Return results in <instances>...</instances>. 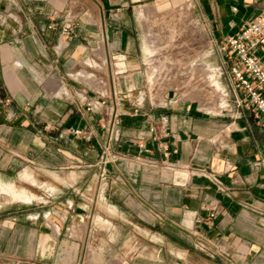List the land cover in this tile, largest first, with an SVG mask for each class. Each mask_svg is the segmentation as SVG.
<instances>
[{
    "label": "crops",
    "instance_id": "obj_1",
    "mask_svg": "<svg viewBox=\"0 0 264 264\" xmlns=\"http://www.w3.org/2000/svg\"><path fill=\"white\" fill-rule=\"evenodd\" d=\"M191 1L0 0V178L38 172L94 197L104 145L112 158L97 209L73 198L37 223L0 204V264H264L260 115L147 91L144 13ZM200 1L216 39L264 12V0ZM94 100L104 106L92 113Z\"/></svg>",
    "mask_w": 264,
    "mask_h": 264
},
{
    "label": "rangeland",
    "instance_id": "obj_2",
    "mask_svg": "<svg viewBox=\"0 0 264 264\" xmlns=\"http://www.w3.org/2000/svg\"><path fill=\"white\" fill-rule=\"evenodd\" d=\"M209 2L213 3L212 0H209ZM201 3L200 0H193L191 2H178L176 6H163L162 9H158L157 7L147 8L150 11L149 16L146 17L145 28L148 35L145 37V40H148L150 33L156 34L158 39L156 46L159 49L155 61L158 63V68L161 67L159 81L157 84L152 85L149 75L152 64L145 57V68L148 75L147 91L152 93V97H155L154 99L158 102L163 101L162 97L167 91H171V95L174 96L175 100L182 99L188 102H195L200 104L202 109L210 112L213 111L217 115L226 112L234 113V110L232 111L231 108L234 109L239 105L234 92V80L231 73L234 60L224 50L228 37L216 39V37L209 36V32L206 31L205 17L201 15ZM183 22L185 23V27H188V29H184L185 32L180 31L179 28L180 23ZM199 27L200 31H202V36L196 31ZM194 38L199 39L201 45L190 52L187 45ZM205 53H207L206 56H204ZM204 63L208 65L207 70L197 68V65ZM192 65H195L194 71L190 69ZM209 74H212V76L210 75L209 77ZM222 102L225 105L219 111L217 105ZM214 108L218 109L216 111L218 113L215 112ZM30 175L36 179L39 185H32L31 181L25 177L26 175L23 179L22 177H16V174L10 175L9 178L15 180L14 183L17 187H24L29 192L37 195L38 199L35 198L32 202L25 203L19 200L9 201L0 193V204L9 203L10 207L15 208L17 214L25 212L31 217V220H37V223H40L38 220L40 219V212L45 209H48V212H53L58 209L56 206L58 204L63 208L75 207L73 198L82 202L83 199L86 200L87 196L90 198L89 201L92 208L95 207L97 209L103 206L102 195L99 193L101 192L102 179L96 181L93 188L95 195L92 197V194L90 195L89 193L88 196V193H86L84 183L64 188L53 185L54 181H52V178L55 177L52 175H49V178H45L42 173L38 172H30ZM65 177L67 176L65 175ZM43 181H46V184H43ZM49 220L51 222L54 221L52 218H49ZM139 246H133L131 248L132 252L137 251Z\"/></svg>",
    "mask_w": 264,
    "mask_h": 264
},
{
    "label": "built area",
    "instance_id": "obj_3",
    "mask_svg": "<svg viewBox=\"0 0 264 264\" xmlns=\"http://www.w3.org/2000/svg\"><path fill=\"white\" fill-rule=\"evenodd\" d=\"M224 50L230 54L234 63L231 73L234 80V92L239 106L252 105L256 113L264 122V64L260 53H264V12L240 29L235 35L227 38ZM144 95L137 98L135 104L139 108L144 103ZM123 99L115 102V107L109 112V128L119 127L121 119L118 108L123 104ZM104 102L94 100L89 103L88 110L92 113L99 112ZM70 133L86 141L93 139V134L84 128H71ZM101 157V179H106V165L112 159L109 144L104 145ZM214 218L215 213H211Z\"/></svg>",
    "mask_w": 264,
    "mask_h": 264
},
{
    "label": "bare ground",
    "instance_id": "obj_4",
    "mask_svg": "<svg viewBox=\"0 0 264 264\" xmlns=\"http://www.w3.org/2000/svg\"><path fill=\"white\" fill-rule=\"evenodd\" d=\"M186 7H188V6H186ZM189 9V8H188ZM187 10V9H186ZM145 11V10H144ZM149 11L150 10H146L145 11V13H144V15H146V17H148L149 15ZM153 13V12H152ZM142 14V13H141ZM178 17V16H177ZM179 18V17H178ZM184 18V17H183ZM143 19V18H142ZM175 19V18H174ZM182 20V19H181ZM174 21V20H173ZM180 21V20H179ZM183 21V20H182ZM195 22V21H194ZM171 23V22H170ZM195 24V23H194ZM180 27V31H182V32H185L184 31V29L185 28H187L188 29V27L186 26L185 27V23L183 22V23H180V25H179ZM186 30V29H185ZM192 31H194L193 29H192ZM197 33L198 34H201V36H202V31H200V27L199 28H197ZM194 33H195V31H194ZM193 33V34H194ZM200 37V36H199ZM204 37V36H203ZM190 39V38H189ZM188 39V40H189ZM157 36H156V34H154V33H150V35H149V38H148V40L146 41V43H145V55H146V57H147V59L149 60V61H151V64H152V67H151V70H150V83H152V85H154V84H157L158 83V79L160 78V76L161 75H159L160 74V68H158V63L155 61L156 60V56L158 55V49H159V47L158 46H156V42H157ZM184 40V39H183ZM186 40V39H185ZM183 44V43H182ZM186 45V44H185ZM201 45V42H199V39L197 40V39H192L191 40V42L190 43H188V45H187V47L189 46V49H188V51L190 50V52H192V51H194L198 46H200ZM185 48H186V46H185ZM186 50H187V48H186ZM194 53V52H193ZM203 53V52H202ZM207 55V53H205V55L204 56H206ZM203 57V56H202ZM192 62V61H191ZM198 63V62H197ZM195 64V63H194ZM194 67H195V65H192V67L190 66V69L192 70V71H194ZM207 67H208V65H205V63L204 64H200V65H197V68H199V69H206L207 70ZM198 69V70H199ZM210 69V68H209ZM196 71V70H195ZM211 71V70H210ZM208 72V71H207ZM193 73V72H192ZM195 73V72H194ZM212 73V72H211ZM84 74V73H83ZM196 74V73H195ZM85 75V74H84ZM197 75V74H196ZM207 75V74H206ZM210 75L212 76V74H209V77H210ZM90 76V75H89ZM195 76V75H194ZM214 101V100H213ZM215 104V103H214ZM224 105H225V103L224 102H222V103H220L219 105H217V107H218V109H219V111L220 110H222V108L224 107ZM207 107V106H206ZM213 109V108H212ZM215 109V108H214ZM218 109H215V112L216 111H218ZM213 112V111H212ZM216 113H218V112H216ZM56 174V173H55ZM26 176L25 177H27L30 181H31V183H32V185H34V186H37V185H39V183L36 181V179L35 178H33L31 175H30V173H26L25 174ZM60 178H62V177H60ZM22 179H23V177H22ZM53 179V178H52ZM15 181V180H14ZM26 181H27V179H26ZM25 182V181H24ZM41 186V185H40ZM32 187V186H31ZM51 189V188H50ZM0 193H2L3 195H4V197L7 199V200H9V201H11V200H19V201H23V202H31V201H33V199H38V196L37 195H35L34 193H32V192H29L26 188H24V187H17L16 185H15V183L13 182V181H6V180H3V179H1L0 178ZM101 197V196H100ZM40 198V197H39ZM98 220V219H97Z\"/></svg>",
    "mask_w": 264,
    "mask_h": 264
}]
</instances>
